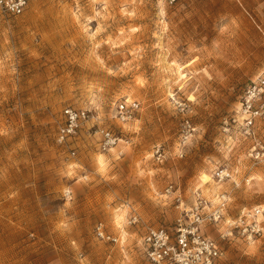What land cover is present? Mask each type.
<instances>
[{
	"label": "rangeland",
	"instance_id": "obj_1",
	"mask_svg": "<svg viewBox=\"0 0 264 264\" xmlns=\"http://www.w3.org/2000/svg\"><path fill=\"white\" fill-rule=\"evenodd\" d=\"M262 67L264 0H30L20 14L0 10V264L135 263L142 225L171 228L197 188L212 206L226 192L225 218L264 206V158L253 156L264 116L255 139L232 122ZM125 99L139 106L123 123ZM68 106L89 116L59 144ZM101 127L119 136L115 147L101 149ZM217 168L230 177L216 182ZM98 222L118 241L97 238ZM224 228L205 226L220 264H264V236L220 238Z\"/></svg>",
	"mask_w": 264,
	"mask_h": 264
},
{
	"label": "built area",
	"instance_id": "obj_2",
	"mask_svg": "<svg viewBox=\"0 0 264 264\" xmlns=\"http://www.w3.org/2000/svg\"><path fill=\"white\" fill-rule=\"evenodd\" d=\"M30 0H0V10L7 14H20ZM173 3L175 0H167ZM138 102L121 100L116 103V118L126 123L134 118ZM63 121L57 129L56 140L66 144L73 138L81 123L88 118L86 110L65 107L62 110ZM264 116V67L254 80L248 83L242 93L240 109L232 117V122L244 138L255 139V123ZM189 125V124H188ZM99 146L102 150L115 147L119 136L108 127H101ZM188 138L184 135L182 145ZM257 144V145H256ZM253 146L254 158H264V145L256 142ZM71 154H75L74 150ZM153 155L157 160H163L166 155L162 147L156 146ZM179 155H182V150ZM230 177L226 168H217L213 178L221 182ZM172 185L166 187L170 192ZM195 200L189 208H183L182 215L176 218L174 225L169 228L163 225H142V235L136 252L138 260L131 264H220L222 249L219 241L205 231L207 224L223 221L225 228L220 232V238L237 235L246 243H251L264 236V206L255 205L244 208L233 218H225L224 213L228 203L226 192L217 193L218 202L212 206L210 201L200 195L198 188L193 190ZM225 218V219H224ZM139 219L133 215L129 223H137ZM95 235L101 240L117 242L118 238L107 233L102 222L94 229ZM82 259V253L79 252Z\"/></svg>",
	"mask_w": 264,
	"mask_h": 264
},
{
	"label": "bare ground",
	"instance_id": "obj_3",
	"mask_svg": "<svg viewBox=\"0 0 264 264\" xmlns=\"http://www.w3.org/2000/svg\"><path fill=\"white\" fill-rule=\"evenodd\" d=\"M121 124H122V123H121ZM201 179H202V182H203V183H206V182H208L209 180H211V177H210L208 174L203 173L202 176H201Z\"/></svg>",
	"mask_w": 264,
	"mask_h": 264
}]
</instances>
